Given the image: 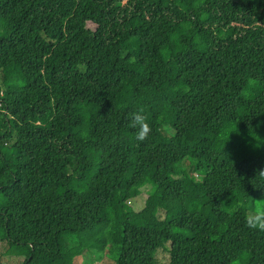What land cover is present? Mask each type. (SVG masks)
<instances>
[{
	"label": "trees",
	"instance_id": "16d2710c",
	"mask_svg": "<svg viewBox=\"0 0 264 264\" xmlns=\"http://www.w3.org/2000/svg\"><path fill=\"white\" fill-rule=\"evenodd\" d=\"M0 71L9 254L264 264V0H0Z\"/></svg>",
	"mask_w": 264,
	"mask_h": 264
},
{
	"label": "rangeland",
	"instance_id": "374dc122",
	"mask_svg": "<svg viewBox=\"0 0 264 264\" xmlns=\"http://www.w3.org/2000/svg\"><path fill=\"white\" fill-rule=\"evenodd\" d=\"M19 75L13 71H0V83L4 88L7 84L14 80H18ZM166 129L173 133L172 128L166 127ZM209 181V178H208ZM197 192L200 188L195 189ZM147 188L142 190V193L132 199L129 204L135 210H140L144 207L146 201ZM196 197V195L194 196ZM118 252L116 249H108L105 252L89 253L87 255H81L75 260V264H114L115 258ZM156 259L161 264L168 260V253L165 249H158L156 253ZM25 257L15 256L8 253L7 245L0 239V264H23Z\"/></svg>",
	"mask_w": 264,
	"mask_h": 264
},
{
	"label": "clouds",
	"instance_id": "9594fccd",
	"mask_svg": "<svg viewBox=\"0 0 264 264\" xmlns=\"http://www.w3.org/2000/svg\"><path fill=\"white\" fill-rule=\"evenodd\" d=\"M129 127L136 129L135 138L138 141L146 140L151 132L152 127L149 123L147 115L142 111H134L129 114ZM259 174L264 176V171ZM254 206L248 211L245 217V223L248 228L264 233V199H254Z\"/></svg>",
	"mask_w": 264,
	"mask_h": 264
}]
</instances>
